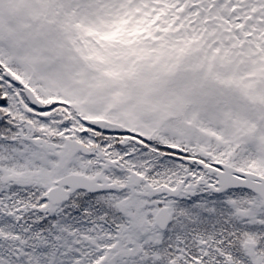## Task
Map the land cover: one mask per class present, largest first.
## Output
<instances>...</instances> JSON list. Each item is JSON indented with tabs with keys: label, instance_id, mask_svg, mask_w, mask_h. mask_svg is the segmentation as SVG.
I'll use <instances>...</instances> for the list:
<instances>
[{
	"label": "snow or ice",
	"instance_id": "6c2138e0",
	"mask_svg": "<svg viewBox=\"0 0 264 264\" xmlns=\"http://www.w3.org/2000/svg\"><path fill=\"white\" fill-rule=\"evenodd\" d=\"M0 264H264V0H0Z\"/></svg>",
	"mask_w": 264,
	"mask_h": 264
}]
</instances>
